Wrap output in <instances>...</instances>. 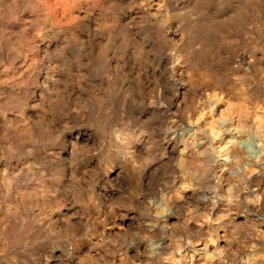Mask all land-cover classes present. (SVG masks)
<instances>
[{"label": "clouds", "instance_id": "clouds-1", "mask_svg": "<svg viewBox=\"0 0 264 264\" xmlns=\"http://www.w3.org/2000/svg\"><path fill=\"white\" fill-rule=\"evenodd\" d=\"M0 264H264V0H0Z\"/></svg>", "mask_w": 264, "mask_h": 264}]
</instances>
